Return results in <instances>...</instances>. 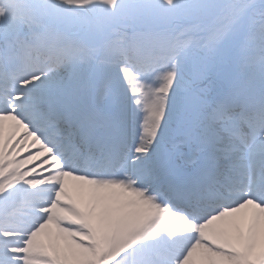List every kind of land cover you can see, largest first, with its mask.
Listing matches in <instances>:
<instances>
[{"label":"snow or ice","instance_id":"1","mask_svg":"<svg viewBox=\"0 0 264 264\" xmlns=\"http://www.w3.org/2000/svg\"><path fill=\"white\" fill-rule=\"evenodd\" d=\"M0 264H264V0H0Z\"/></svg>","mask_w":264,"mask_h":264}]
</instances>
